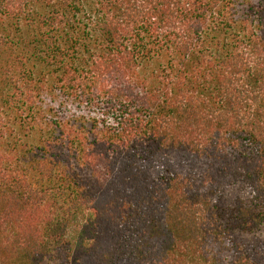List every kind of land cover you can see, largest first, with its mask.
<instances>
[{
  "label": "trees",
  "instance_id": "obj_1",
  "mask_svg": "<svg viewBox=\"0 0 264 264\" xmlns=\"http://www.w3.org/2000/svg\"><path fill=\"white\" fill-rule=\"evenodd\" d=\"M0 264H264V0H0Z\"/></svg>",
  "mask_w": 264,
  "mask_h": 264
}]
</instances>
